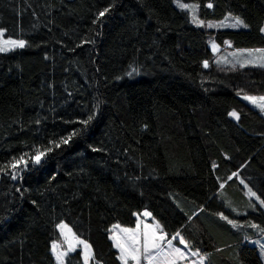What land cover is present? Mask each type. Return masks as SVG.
<instances>
[{
	"label": "trees",
	"instance_id": "trees-1",
	"mask_svg": "<svg viewBox=\"0 0 264 264\" xmlns=\"http://www.w3.org/2000/svg\"><path fill=\"white\" fill-rule=\"evenodd\" d=\"M194 1L247 26L194 25L172 0H0V29L25 41L0 52V264H57L60 221L88 264H120L110 227L141 211L205 264H263L248 239L264 212L237 178L264 201V113L241 98L264 94V65L215 62L208 43L264 47V0Z\"/></svg>",
	"mask_w": 264,
	"mask_h": 264
},
{
	"label": "rangeland",
	"instance_id": "rangeland-1",
	"mask_svg": "<svg viewBox=\"0 0 264 264\" xmlns=\"http://www.w3.org/2000/svg\"><path fill=\"white\" fill-rule=\"evenodd\" d=\"M172 3L178 8H181L179 6L180 4L194 5L195 6L194 9L193 8H187V9L181 8V9H184L188 12L190 21L194 25L204 26V27H209V25H212L211 28H226V27L240 28V27H245L244 25H246L245 22L240 17H238L236 15L229 14V13H227L224 17H222L220 19H201L200 17H198L197 4L194 0H172ZM194 14L199 21H203V24H198V23L193 22V15ZM236 18H239V20L243 21V24L234 27L233 25L236 22ZM0 31L3 32V36L0 37V39H13V40H23L24 41V39L6 37L4 35V30L0 29ZM262 32L264 33V23L262 26ZM208 44H209V48L211 49V51L213 53V56H212L213 61H215V62L222 63V64L264 65V53L256 51L258 49H264V47H236V46H233L230 41H225L223 44H219L214 40L209 41ZM213 45H215L216 47L214 48ZM245 96L264 97V94H261V95L243 94V95H241V98L244 99ZM244 100L247 103H249L250 105H252V106L258 108L260 111H262L259 107H257L253 103H251L249 100H246V99H244ZM232 112H235V111H230L229 116L233 119H237L236 117H233L232 115H230V113H232ZM262 113H264V111H262ZM237 180L240 181V183L244 187L245 194L248 196V198L252 199L253 207H254V205H258L259 207L262 208V210L264 212V204L261 203L262 200L256 195V193L253 190L250 189V187H248V185L244 181H242V179L237 178ZM249 190H251L252 193H255V195H250ZM61 223L66 224L64 221H60L59 223H57V225H59ZM57 225H56V230H57L58 238L55 240H52L51 244H50V251H51L56 263L59 264V262L56 260V254L52 250L53 244H55L57 246V252H67V254H68V253L72 252V251H68L69 242H71L74 249L79 248L81 250L82 258H83V261L85 264V259H84L85 247H84V244H87V243L84 240L77 237L72 232V230H71V232L74 234V237L70 235L68 240H66L65 235L61 232V230L57 227ZM68 228H70V227L68 226ZM110 230H111V227H110ZM113 233H114V231L112 229L110 235L114 236L115 233L114 234ZM175 235L176 234H172L171 236H169V237H171V240L174 242V244L172 245V248H180L181 250H183L185 253V257H188L189 255H191L190 257L187 258L188 260L178 262L177 264H203L205 262V256L202 253H200L197 249L190 248L188 246V244H187V246H185L183 244L177 243V242H179V238L172 239ZM165 236H166V234H165ZM166 237H168V236H166ZM77 240L82 241L83 243L78 244V243H76ZM248 242L250 244L256 246L258 253H259V256H260V258L264 264V231L261 232L258 237L248 239ZM162 247L164 248V252L162 253V255L164 257H166V254H169L172 251V248H169V246H162ZM90 253H91V250H90ZM193 253H195V255ZM91 256H90V258H91ZM65 257L63 258V261H65ZM168 257H170V259L173 260V257H171V256H168ZM201 257H203V260H201ZM141 258H142V256H141ZM89 259H88V261H89ZM88 261H87V264H88Z\"/></svg>",
	"mask_w": 264,
	"mask_h": 264
},
{
	"label": "snow or ice",
	"instance_id": "snow-or-ice-1",
	"mask_svg": "<svg viewBox=\"0 0 264 264\" xmlns=\"http://www.w3.org/2000/svg\"><path fill=\"white\" fill-rule=\"evenodd\" d=\"M181 8H195L194 5H187V4H180ZM211 7V5H209ZM107 9H105V12ZM101 16L104 15V12L100 13ZM193 22L198 24H203V21H199L195 14L193 15ZM243 24V21L239 20V18H236V22L233 25L239 26ZM212 25H209L211 27ZM245 27L247 25H244ZM3 36V32L0 31V37ZM25 47V41L23 40H13V39H0V52H7L11 49L15 48H23ZM215 48L216 46L213 45ZM258 52L264 53V49H258L256 50ZM204 66L207 67V62L204 63ZM243 67V65H241ZM244 99L249 100L251 103L259 107L262 111H264V97H250L245 96ZM233 117H236L238 119V114L236 112L230 113ZM67 142V140L63 141ZM23 157H21V160ZM12 167H16L15 164L12 165ZM235 175V174H234ZM250 195H255V193H252L251 190H249ZM262 204H264V201H261ZM143 216H151V213L145 211L142 213ZM224 219H227V217H224ZM229 223H233L232 221H228ZM57 227L61 230V232L65 235V239L68 240L69 236H73L74 234L71 232V229L68 228L66 224H59ZM119 228V226H114V229ZM157 230L160 231L161 234H157ZM120 232L123 233V243L121 242L120 238H117L115 235L112 237L113 240L116 241V247L121 250V256L120 259L124 261V264H128V260L131 259L132 261H135V264H140L141 256L143 255V258L148 261V264H153V261L155 257L151 255L152 250H160L161 249V242L165 240V234H163L162 226L157 222L155 225H149L144 224L143 229L141 228V224L138 223L136 227L133 228H123L120 229ZM179 238V243L187 246V241L184 240L182 236H180V233L177 232L176 235L172 239ZM76 243H83L82 241L77 240ZM167 244L169 248H172V240H168ZM85 247V264H87L88 259L91 256L90 253V246L87 244H84ZM53 252L56 254V260L59 262V264H64L63 258L67 255V252H57V246L53 244L52 248ZM74 247L69 242V248L68 251H74ZM195 255V253H193ZM171 257H173V260L170 261V264H174L175 259L183 260L185 258V253L180 248H172V251L169 253ZM201 260H203V257H201Z\"/></svg>",
	"mask_w": 264,
	"mask_h": 264
},
{
	"label": "crops",
	"instance_id": "crops-1",
	"mask_svg": "<svg viewBox=\"0 0 264 264\" xmlns=\"http://www.w3.org/2000/svg\"><path fill=\"white\" fill-rule=\"evenodd\" d=\"M144 212H145V211H141L140 213H136V214H135V223H134L133 226H121V225H119V224H112V225H111V230L113 229V231H114V233H115V234H114V233H113V234H114L117 238H120V239H121V242L123 243V242H124V241H123V235H124V234L120 232V229H123V228H133V229H134L138 223L141 224V228H142V229H143V225H144V224L155 225L157 222H156L151 216H143L142 213H144ZM147 212H148V211H147ZM117 225L119 226V228L114 229V226H117ZM157 234H158V235L161 234L159 230H157ZM163 234H165L164 231H163ZM112 237H113V236L110 235V239H111L113 245L115 246V248H116V250H117V257H118V259H119V261H120V264H124V261L120 259V256H121V250H120L119 248L116 247V241L113 240ZM168 240H171V237H166V236H165V240L161 242V249H160V250H155V249L152 250L151 255H152L153 257H155V259H154V261H153V264H170V261H172V260L170 259V257H168V256H170L169 254H166V257H164V256L162 255V253L164 252V248H163L162 246H168V244H167V241H168ZM177 243H179V242H177ZM173 244H174V242L172 241V245H173ZM190 256H191V255H189L188 257H190ZM188 257H185L183 260L175 259V260H174V264H177L178 262H181V261L188 260V259H187ZM128 264H135V261H132L131 259H129V260H128ZM140 264H148V261H147L146 259L143 258V255H142V258H141V260H140ZM203 264H205V262H204Z\"/></svg>",
	"mask_w": 264,
	"mask_h": 264
}]
</instances>
